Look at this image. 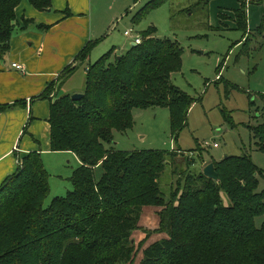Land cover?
I'll list each match as a JSON object with an SVG mask.
<instances>
[{
  "label": "trees",
  "instance_id": "trees-1",
  "mask_svg": "<svg viewBox=\"0 0 264 264\" xmlns=\"http://www.w3.org/2000/svg\"><path fill=\"white\" fill-rule=\"evenodd\" d=\"M29 1L37 11L51 7L50 0ZM166 1L147 2L132 22L139 24ZM19 4L0 0V57L8 51ZM248 4L263 7L254 32L264 38V0H240L235 24L247 33ZM155 33L148 27L125 53L113 55L110 49L88 63L81 99L49 98L53 85L41 95L50 103V151L73 154L78 168L69 179L72 191L44 208L49 177L41 155L30 153L19 161L0 186V264H131L136 252L131 236L139 230L143 207L161 208L154 232L167 237L146 247L139 264H264V220L256 226L264 219V190L257 191L261 173L249 157L213 161L217 182L201 173L182 182L178 176L180 183L166 196L160 178L167 167L174 168V152L112 147L114 132L132 128L135 110L154 107L168 110L177 138L196 102L171 83L181 69L179 44L158 40ZM91 48L86 45L75 61L86 62ZM75 68L66 67L57 85ZM251 132L264 154V122Z\"/></svg>",
  "mask_w": 264,
  "mask_h": 264
},
{
  "label": "rangeland",
  "instance_id": "rangeland-1",
  "mask_svg": "<svg viewBox=\"0 0 264 264\" xmlns=\"http://www.w3.org/2000/svg\"><path fill=\"white\" fill-rule=\"evenodd\" d=\"M149 1L140 0L123 12L120 21L109 31L108 35L112 36L95 46L90 62L94 64L108 52L110 46L99 57H93L110 41L115 42L113 47L117 52L125 53L131 47V41L123 36L124 31L131 30L132 35L141 39L140 33L154 27V38L179 44L182 50L181 69L171 75V83L196 102L191 106L187 124L177 138L170 131L168 110L154 107L135 110L132 128L126 132H114L112 147L123 152H174L171 158L177 167H167L160 178V188L166 196L180 183L178 176L182 177V182L189 175L202 174L208 163L229 156L249 157L261 173L257 191L264 190V154L257 149L251 132L252 128L264 122V98L260 97L264 95V38L253 30L254 13L259 12L262 5L250 4L252 8L247 5L246 19L249 20L250 15L248 22L251 27L247 24V33L244 34L234 21L240 0H168L139 24L133 23V15ZM220 5L227 6V9L222 10ZM219 13L225 17L222 19ZM31 29L39 31L29 25L25 28L27 31ZM82 68L76 70L83 71ZM66 80H61L62 84L59 81V88ZM110 147L106 145V149ZM50 155L41 156L49 177V194L43 202L44 208L55 197H64L72 191L69 179L78 168V163L69 154ZM100 175L101 170H95V178ZM157 209L160 212L161 208ZM147 218L146 221L143 217L141 225L154 230L158 226V216L153 214ZM263 220L257 219L256 226L259 227ZM140 233L135 231L131 236L136 250L131 264L139 263L142 249L167 237L147 232L143 245H139Z\"/></svg>",
  "mask_w": 264,
  "mask_h": 264
},
{
  "label": "crops",
  "instance_id": "crops-1",
  "mask_svg": "<svg viewBox=\"0 0 264 264\" xmlns=\"http://www.w3.org/2000/svg\"><path fill=\"white\" fill-rule=\"evenodd\" d=\"M139 1L110 0L107 3V0H50L49 10L37 11L29 0H20L15 10L16 26L9 41L8 51L0 57V107H7L0 111V186L17 171L19 161L30 153H38L41 156L52 154L50 156L54 157L59 153L66 156L69 154L78 163L77 158L71 153L50 151L48 123L50 103L49 99L40 97L51 85L54 87L49 98L57 97L59 94L60 96L80 94L87 64H91V54L95 46H99L106 37L112 36L108 35L111 27L117 25L124 11L131 9ZM238 3L239 8L240 2ZM220 6L222 10L227 9V6ZM262 13L263 7L254 13L253 30L260 25ZM224 17L223 15L222 19ZM250 19L249 15L247 24L251 27L248 22ZM24 24L31 28L36 27L39 31L32 29L27 31L25 28L28 25ZM125 32L130 34L125 35ZM132 34L131 30L123 32V36L130 39L131 46L136 37ZM88 44L92 45L88 60L78 65L75 58ZM114 45L115 42L110 41L93 57L102 55L108 46L114 49L113 55L123 54L121 51L117 52ZM13 63L21 65L23 71L13 69L11 66ZM69 66L71 68L76 66L75 70L83 66V71L74 70L75 73H72L59 88L57 85L59 75ZM43 165L47 169L44 162ZM158 212L159 209L155 207H143L139 230H136L142 232L139 245H143L145 233H152L159 227L158 220V226L154 230L146 229V225H141L143 217H146L147 221L149 219L147 217L153 214L158 216ZM141 259L142 255L139 263Z\"/></svg>",
  "mask_w": 264,
  "mask_h": 264
},
{
  "label": "water",
  "instance_id": "water-1",
  "mask_svg": "<svg viewBox=\"0 0 264 264\" xmlns=\"http://www.w3.org/2000/svg\"><path fill=\"white\" fill-rule=\"evenodd\" d=\"M136 43H132V46H135ZM82 94H74L71 96V99L72 100H79L82 98ZM202 175L205 176L206 178L208 179H211L213 181H218V176L216 174V171H215V168H214V165L213 163H208L204 168H203V171H202Z\"/></svg>",
  "mask_w": 264,
  "mask_h": 264
},
{
  "label": "built area",
  "instance_id": "built-area-1",
  "mask_svg": "<svg viewBox=\"0 0 264 264\" xmlns=\"http://www.w3.org/2000/svg\"><path fill=\"white\" fill-rule=\"evenodd\" d=\"M129 34H130L129 32H125V35H129ZM140 41H141L140 37L139 36H136L133 42L136 43V45H137V44L140 43ZM11 66H12L13 69H16L18 71H23V67L21 65H18L16 63H13ZM213 147L216 148L217 147V144L214 143L213 144Z\"/></svg>",
  "mask_w": 264,
  "mask_h": 264
}]
</instances>
